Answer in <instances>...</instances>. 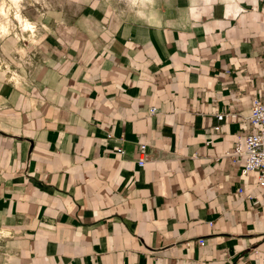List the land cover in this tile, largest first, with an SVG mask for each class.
<instances>
[{
    "label": "crops",
    "instance_id": "0c3cea01",
    "mask_svg": "<svg viewBox=\"0 0 264 264\" xmlns=\"http://www.w3.org/2000/svg\"><path fill=\"white\" fill-rule=\"evenodd\" d=\"M38 21L39 41L0 46V264H259L264 189L226 154L257 130L264 0H78Z\"/></svg>",
    "mask_w": 264,
    "mask_h": 264
},
{
    "label": "built area",
    "instance_id": "2783aa9c",
    "mask_svg": "<svg viewBox=\"0 0 264 264\" xmlns=\"http://www.w3.org/2000/svg\"><path fill=\"white\" fill-rule=\"evenodd\" d=\"M158 112L157 108H151L150 113L152 115ZM235 116V115H228ZM224 114H218L217 119L222 122L225 119ZM244 121L255 127L257 130L248 135L241 142L237 143L231 152L226 154L227 157L233 159L236 162H242L244 176L254 174L258 181V186L264 189V78L262 82V94L260 97L254 100V105L249 117L244 118ZM219 130V128H216ZM142 150H145L146 145L141 146ZM147 162L146 156L139 160L138 164L143 167ZM243 193V190L239 189L237 194ZM201 246L205 245V240L200 242ZM259 264H264V256Z\"/></svg>",
    "mask_w": 264,
    "mask_h": 264
},
{
    "label": "rangeland",
    "instance_id": "374dc122",
    "mask_svg": "<svg viewBox=\"0 0 264 264\" xmlns=\"http://www.w3.org/2000/svg\"><path fill=\"white\" fill-rule=\"evenodd\" d=\"M19 2L23 16L34 26V30L32 32L23 29L19 21L15 19L16 7L13 0H0V5L2 6L3 4L6 10L4 11L6 13H3L4 16L0 13V22L4 24L5 21H8L7 24L10 25V27L8 26L7 34H5L6 36L0 33V46H3V48L10 42L24 47L29 41L32 43L39 41L44 36V33L43 26L38 20L41 19V22H44V20L53 15L57 6L77 3L78 0H20Z\"/></svg>",
    "mask_w": 264,
    "mask_h": 264
},
{
    "label": "bare ground",
    "instance_id": "6f19581e",
    "mask_svg": "<svg viewBox=\"0 0 264 264\" xmlns=\"http://www.w3.org/2000/svg\"><path fill=\"white\" fill-rule=\"evenodd\" d=\"M20 0H13V2H14V5H15V7H16V12H15V19H17L18 21H19V23H20V25H21V27L23 28V29H25V30H28V31H32L33 32V28H34V26L28 21V20H26L25 19V17L23 16V14H22V12H21V7H20V5H19V2ZM0 13H2V15H3V13L5 14L6 12H4V11H6L5 10V7H4V5L2 4V6L0 5ZM1 15V16H2ZM4 16V15H3ZM8 16V15H7ZM7 19V18H6ZM6 22V21H5ZM4 22V24H2L1 22H0V33L1 34H7V32H8V28L10 27V25H8L7 24V22L5 23ZM9 26V27H8ZM10 31V30H9ZM6 36V35H5Z\"/></svg>",
    "mask_w": 264,
    "mask_h": 264
}]
</instances>
